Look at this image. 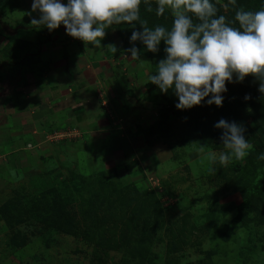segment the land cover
Here are the masks:
<instances>
[{
    "label": "rangeland",
    "instance_id": "obj_1",
    "mask_svg": "<svg viewBox=\"0 0 264 264\" xmlns=\"http://www.w3.org/2000/svg\"><path fill=\"white\" fill-rule=\"evenodd\" d=\"M212 1L226 13L225 0ZM31 2L25 0L23 4L32 5ZM254 2L251 0L252 7L246 10L264 7V1L258 6H253ZM29 16L17 18L30 20ZM10 23L7 25L12 31L16 20ZM1 34H7L4 28ZM30 35L24 33L23 40H30ZM23 40L14 46L10 39L0 38V99L7 85L9 88L17 84L7 93L4 104L13 102L19 110L22 105L26 108L23 91L33 87L36 75L47 83L43 85L47 86L44 96L50 95V88H59V78H67L75 88L69 97H81L79 89L89 79L75 75L72 62L76 59L82 70L89 65L101 83L98 88L96 77L87 83L96 87L90 89L94 93L97 88L101 90L87 107L98 105L97 114L110 121L101 136H92L89 128H85L84 135L79 128L54 132L48 144L40 145L43 151H26L20 160L0 162V205L15 199L25 208L22 221L9 220L0 212V264H264V166L257 155L248 164L245 159H233L222 167L218 159L214 163L209 158L210 152L218 156L227 151L221 136L186 142L190 135L202 138L203 129L209 134L222 130L214 125L221 119L227 121L223 113L226 108L214 105L222 114L194 128L181 115L168 116L162 130L148 135L160 110L168 109L165 94L149 81L160 58L166 57L164 50L159 47L157 53H152L142 43L134 42L140 59H132L126 50L133 43H124L116 31H106L102 47L95 48L91 44L85 47L61 28L54 33L50 48L42 50L40 62L26 66L22 54L15 53ZM6 46L7 53L2 51ZM71 49L78 54L75 58ZM63 57L67 65L57 62L55 66L54 62ZM44 66L49 71L42 77ZM18 73L22 77L25 74V78L19 79ZM258 88L257 94L264 97ZM242 97L245 98H239ZM231 102L238 110L241 108L235 100ZM60 111L59 116L55 109L53 115L49 114L51 120L57 121L52 126L76 122L81 126L83 122L77 116L83 114L91 117L86 122L91 129L97 125L85 107L79 113L66 106ZM68 112L73 116L67 119ZM245 121L250 123L251 118ZM11 130L17 129H2L0 137L10 140ZM65 137L80 141L70 153L56 146ZM248 142L252 153L255 142ZM239 162L244 167L233 170ZM79 176L88 184L81 183ZM130 186L135 189L126 205L124 193ZM67 201L69 205L65 207L66 203L63 209L75 213L74 229H48L37 213ZM140 207L143 211L139 213Z\"/></svg>",
    "mask_w": 264,
    "mask_h": 264
},
{
    "label": "clouds",
    "instance_id": "obj_2",
    "mask_svg": "<svg viewBox=\"0 0 264 264\" xmlns=\"http://www.w3.org/2000/svg\"><path fill=\"white\" fill-rule=\"evenodd\" d=\"M228 2L236 5V0ZM142 4L152 11V0H33L31 12L38 10L39 18L33 17L31 24L50 32L63 25L66 34L81 40L85 47L91 44L101 48L106 29L139 21L143 31L132 32L133 46L126 51L139 60L134 42L140 41L152 53H157L164 42L166 57L159 60L149 81L163 93L171 89L178 97L175 106L179 110L200 106L209 96L208 105L221 107L226 82H243L248 76L259 82L258 91L264 94V7L257 11L237 8L234 20L228 21L224 15H217L212 0H155V14L160 17L170 12L172 24L170 28H149L140 18ZM31 12L27 14L31 16ZM108 47L116 51L115 46ZM247 99L250 96L246 95ZM214 126L223 130L220 139L227 151L218 156L210 152L212 162L218 159L227 167L233 159L243 160L250 154L252 145L242 125L221 119ZM200 151H204L203 146Z\"/></svg>",
    "mask_w": 264,
    "mask_h": 264
},
{
    "label": "trees",
    "instance_id": "obj_3",
    "mask_svg": "<svg viewBox=\"0 0 264 264\" xmlns=\"http://www.w3.org/2000/svg\"><path fill=\"white\" fill-rule=\"evenodd\" d=\"M260 1L264 0H255L253 3V6L257 5ZM214 2V1H212ZM226 9V13H222V11L218 8L217 15H224L228 21H233L235 16V10L237 8H243V9H250L252 7L251 0H236V5L232 6L229 4L228 0L224 1V6ZM156 4L155 0H152V11L149 12L147 10V6L142 4L140 6V18L142 21H146V24L149 28H153L156 25H164L168 28L171 27L172 24V16L170 12L166 11L163 16L158 17L155 14ZM2 10L0 8V14H2ZM8 23L1 20L0 17V26L3 28H7L11 30V26L7 25ZM238 26V24L236 25ZM61 28L65 29L63 25H61L58 29L49 31L46 27L41 26L37 28V26L31 24V20L27 19H21L19 22H17L15 28L12 29L13 36L11 37L9 34H4L7 39H14L15 34L19 32H26V33H34V39H26L23 40L22 43L19 46V49L16 51L18 54H22V60L23 63H26L30 66L31 64L40 62V57L42 55V50L45 49L47 43H51L53 41V35L57 30H61ZM116 31L118 36L121 40L125 42L130 41L131 35L133 31H143L141 25L139 24V21L135 23V25H129V24H114L111 28L106 29ZM21 42V41H20ZM141 44L140 41H136ZM161 50L163 51L165 48V44L163 41H161V44L159 46ZM5 53H7L8 46L2 48ZM10 54L13 55L12 52ZM161 59V58H160ZM24 66V65H23ZM29 71H32L29 69ZM28 71V72H29ZM25 78V74H23ZM227 91L223 93V103L222 106L226 108L224 110V117H226L228 122L235 121L237 124L242 125L245 128L244 136L247 140H252L255 142V149L252 153H250L246 158L245 162L246 164L250 163L249 161L253 155H257V158L260 164L264 166V159H261L260 157L264 155V97L257 94V88L259 87V82L255 80L252 76H248L245 78L243 82H236V83H227L226 82ZM165 94L167 98L168 103V109H161L160 110V117L156 118L151 125L148 128V135L153 134L154 132L158 130H162V124L163 122H166V119L168 116H183L185 121L188 123V125L194 126H201L202 124H207L210 120L214 121V119L218 118L222 112L217 110L214 105L212 104L210 106H207V101L205 103H202L200 106H194L191 109H185V110H179L176 108V104L179 102L178 97L174 94V92L170 89ZM250 96V99L245 100L243 97L240 99V96ZM211 98V97H209ZM208 98V99H209ZM232 100H235L241 105V108L238 110L235 105H232ZM248 104V105H247ZM202 106V108H201ZM217 107V106H216ZM135 108V107H133ZM221 108V107H218ZM248 108V109H247ZM227 115V116H226ZM247 118H251L250 123H247L245 120ZM225 120V119H224ZM256 127L257 131H254L251 127ZM204 126L200 128L203 129ZM195 134V133H194ZM212 134V135H211ZM207 133L203 129V137H199L198 135H190L186 138V142L189 144L191 141H200L203 142L205 139L210 138L211 136H217L220 137L223 134V130H220L219 132ZM147 135V136H148ZM202 140V141H201ZM198 142V144L200 143ZM124 158V157H123ZM242 164L239 162L235 167H233V170H239L243 168L244 166H241ZM79 180L81 183H86L87 179L79 176ZM75 184V183H74ZM89 188V187H88ZM134 190L135 188L133 186H130L129 189L124 193V204H128L132 198V195L130 194L131 190ZM99 188L96 189L95 194L97 192L99 193ZM129 198V199H128ZM68 203L64 202L61 203L58 207L56 205L52 206V209H42V213L38 212V218L40 221L45 222L49 225L48 229H52L54 227H58L66 232H70L74 229L75 225V213H71L69 208H66L67 210L63 209V206ZM69 203L65 206L68 207ZM143 211V208L140 207L139 213ZM49 211V212H48ZM0 212H3L1 214L3 217H7L9 220L16 219L17 221H22V215L25 212V208L23 204L15 199H8L5 203L0 205ZM59 218V219H58ZM61 224V225H59ZM141 254V252H140Z\"/></svg>",
    "mask_w": 264,
    "mask_h": 264
},
{
    "label": "crops",
    "instance_id": "obj_4",
    "mask_svg": "<svg viewBox=\"0 0 264 264\" xmlns=\"http://www.w3.org/2000/svg\"><path fill=\"white\" fill-rule=\"evenodd\" d=\"M24 1L25 0H0V8L3 11L2 14H0L1 20L6 23H10L14 21L15 19L16 24H17V22L21 20V19H18L17 17L28 15L27 13L31 12V5L30 4L24 5L23 4ZM25 8H30V9L28 11ZM29 17H30V20H32L33 17L39 18L38 10L36 12H31V16ZM2 28L0 29V38L1 36L2 38H6V36L1 34ZM4 30L6 31V33H10L9 35L11 37L13 36L14 31L12 32L11 30L7 28L6 29L4 28ZM24 33L26 32H19L15 34L14 35L15 38L14 39L10 38V42L13 43L14 46H16L21 41V39L22 40L24 39L23 38ZM19 34H22V35H19ZM30 34H31L30 39L33 40L35 37L34 33L30 32ZM5 44H7V41L5 42ZM49 46H51V44L47 43L45 47L47 48ZM71 52L73 53L72 58H75V56L78 55L75 50L71 49ZM57 62L59 63L58 65H61V64L67 65L66 59H64V57L57 59V61L54 62L55 66H58L55 64ZM72 63L75 64L73 65L74 73L77 77H84L85 79L88 78L89 80L84 79L86 84L89 83V81L95 79L96 77V82L99 84L98 88L101 87V83L98 80L99 77L93 71V69L89 67V65H87L86 68L82 70L81 64L80 63L78 64L76 59H73ZM91 63L93 62L91 61ZM69 66H71V63ZM48 71H49V68L48 67L45 68L44 66L41 71V73H43L42 77H44ZM18 75H19V79L23 78L19 73ZM40 76L41 75L35 76L36 79H35V83L32 84L33 87L28 88V89L26 88V90L23 91L25 98L27 100L26 105H25L26 108L23 109V105H22L20 106L21 110H19L18 105L15 106L13 102H8L4 104L7 93H9L10 90H12L13 87L17 84H12L13 87L11 86L9 88H8L9 85H7L6 89L8 90H6L5 95L0 99V131L2 129L6 130L8 127H16L17 129L16 132L11 130L10 140H6L0 137V162H6L7 159H9V161H16L17 159L20 160L23 158L22 156H24V153H26V151L27 152H31L32 150L33 151L35 150V152L43 151V148H41L40 145H42V142H46L48 144L47 141L49 140V138L54 132H59V131L65 132V131H69L68 129L70 128H73V129L79 128V130L83 131V135H84V132L86 131L85 128H89L90 129L89 133H91V135L94 137H98V136L103 135L104 129L107 128L105 126L109 123L110 119L108 117H105V116L103 117L102 115L97 114L98 112H96L95 107L98 105H95L94 107H90V108L87 107L88 106L87 103L92 104L91 102H93L92 98L94 97V94L96 97L97 94L99 95V91H101V90H97L98 88L95 89L96 90L95 93L94 91L90 90L92 87L96 88L95 86H93V83L87 84V85L85 84L83 88L81 89L78 88L79 91H81L83 94H81V97L79 98L71 99L69 96L70 94L75 93V88L71 86V83H69L67 78H64V79L59 78L56 81V84H59V88H57V86H54L55 90H52L50 88V95L44 96L43 94L46 91L45 87L47 86L43 87V85L47 83L43 79L39 80L38 77ZM3 86H6V84ZM22 87L23 85L20 86L19 88L22 89ZM1 88L4 89V87H1ZM86 88H89V91H86L85 90ZM103 93L106 95L104 90H103ZM41 97H43L44 100L41 99ZM31 99L33 101H30V103H28L29 100ZM54 102L57 103V105L51 106V104H53ZM62 106L71 108V112L75 111V113H79L81 111V107L83 108L85 107L88 110V115L92 112V115H93L92 119H95V121L97 122V125L91 129V126H89L86 123L87 121H90L91 117L83 114V115L77 116L78 118H81L80 122H83L81 123V126L77 122L73 125L71 123H68L67 125H64V126H52L53 123L57 121L51 120V118L49 117V114L53 115L52 114L53 109H55L56 111L55 115L59 116V114L62 112L60 111L62 110ZM71 112H68V116L66 117L67 119L73 116L71 115ZM62 118L63 117L61 115V119ZM62 120H65V119H62ZM48 126H52V128L51 127L49 128ZM27 135L30 137H28ZM42 137L43 139H40ZM81 139L82 141L85 142L84 137H82ZM78 142L80 141L75 140L73 137H70V138L65 137L63 139H59L56 143V146L59 147V150L63 149L65 152L70 153L74 151L73 149L74 144ZM36 146L38 149L36 148Z\"/></svg>",
    "mask_w": 264,
    "mask_h": 264
},
{
    "label": "built area",
    "instance_id": "obj_5",
    "mask_svg": "<svg viewBox=\"0 0 264 264\" xmlns=\"http://www.w3.org/2000/svg\"><path fill=\"white\" fill-rule=\"evenodd\" d=\"M66 133L70 134V132H66Z\"/></svg>",
    "mask_w": 264,
    "mask_h": 264
}]
</instances>
